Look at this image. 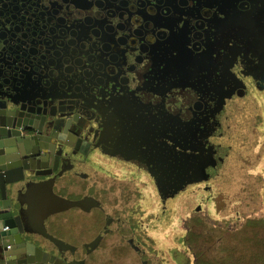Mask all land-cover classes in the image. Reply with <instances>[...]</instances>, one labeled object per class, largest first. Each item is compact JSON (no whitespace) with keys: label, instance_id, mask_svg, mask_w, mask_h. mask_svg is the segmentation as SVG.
<instances>
[{"label":"flooded vegetation","instance_id":"af4514ba","mask_svg":"<svg viewBox=\"0 0 264 264\" xmlns=\"http://www.w3.org/2000/svg\"><path fill=\"white\" fill-rule=\"evenodd\" d=\"M68 1L71 24L51 44L47 38L43 58L23 60V87L50 77L55 103L61 101L51 108L52 141L72 143L74 151L83 134L100 135L76 165L65 163L62 188L82 190L67 196L80 199L79 207L48 226L59 239L82 242L87 264H115L119 249L122 257L135 253L139 264H156L150 249L155 231L164 229L166 202L209 178L195 181L199 161L205 175L219 166L229 102L248 96L264 102V0H205L207 7L194 0L186 18L182 0H107L109 6L99 0L90 11L92 0ZM21 3L0 0V29L12 25L9 39H18L15 29L26 30ZM29 48L9 45L5 53ZM93 162L95 170H85ZM149 195L157 211L149 210Z\"/></svg>","mask_w":264,"mask_h":264},{"label":"water","instance_id":"95a60500","mask_svg":"<svg viewBox=\"0 0 264 264\" xmlns=\"http://www.w3.org/2000/svg\"><path fill=\"white\" fill-rule=\"evenodd\" d=\"M21 1L18 16L28 22L25 32L17 28L14 32L18 39H9L12 25L0 29V264H87L82 242L57 238L48 222L68 209L79 207L80 199L65 197L57 188L64 184L65 174L70 170L65 163L76 165L87 150L95 147V139L100 134L96 133L95 139L83 134L74 151L72 143L52 141L48 131L56 127L57 115L51 113V108L61 101L55 103L57 98L52 95V86L47 81L50 77H42V84L37 87H23V60L43 58L41 53L47 46V38L51 44L53 35H63L64 25L71 24L70 4L68 0ZM97 1L89 2L85 6L87 11L93 6L99 9ZM100 1L105 6L110 5L107 0ZM158 1L149 0L154 5ZM195 2L207 7L205 0ZM193 3L194 0L181 1L180 7L185 9L183 17L190 15ZM128 8L133 9V6L128 5ZM10 40L13 42L9 44ZM9 45H29L30 48L26 54L16 52L9 56L5 53ZM92 108L99 114L97 106ZM70 117L65 119L71 122L74 118ZM73 124L85 128L76 121ZM64 126L65 123L61 129ZM24 130L28 133L24 134ZM53 142L55 145H51ZM198 166L202 175L195 181H202L209 176L205 175L208 168L203 161H199ZM168 178L172 177L166 176V181ZM156 180L161 187L159 177L156 176ZM7 225L9 230L4 229ZM10 244L14 249L8 247Z\"/></svg>","mask_w":264,"mask_h":264},{"label":"rangeland","instance_id":"374dc122","mask_svg":"<svg viewBox=\"0 0 264 264\" xmlns=\"http://www.w3.org/2000/svg\"><path fill=\"white\" fill-rule=\"evenodd\" d=\"M226 115L216 172L166 202L164 229L150 249L156 264H264V102L230 101ZM92 164L85 170H95ZM148 199L157 211V199ZM120 250L113 263L139 264L135 253L122 257Z\"/></svg>","mask_w":264,"mask_h":264},{"label":"crops","instance_id":"0c3cea01","mask_svg":"<svg viewBox=\"0 0 264 264\" xmlns=\"http://www.w3.org/2000/svg\"><path fill=\"white\" fill-rule=\"evenodd\" d=\"M77 181V180H76ZM62 186H64V184H60L59 186H58V188H57V192L58 193H60L61 195H63V196H65V197H67L68 195H71V196H77V195H79V194H81L82 192V190H80L79 188H75V187H73L72 189L70 188V189H68V190H66V189H64V188H62ZM70 193V194H69ZM73 197V198H74ZM37 238L38 239H41L38 235H37Z\"/></svg>","mask_w":264,"mask_h":264},{"label":"built area","instance_id":"2783aa9c","mask_svg":"<svg viewBox=\"0 0 264 264\" xmlns=\"http://www.w3.org/2000/svg\"><path fill=\"white\" fill-rule=\"evenodd\" d=\"M4 229L6 230L7 229V226H5Z\"/></svg>","mask_w":264,"mask_h":264}]
</instances>
